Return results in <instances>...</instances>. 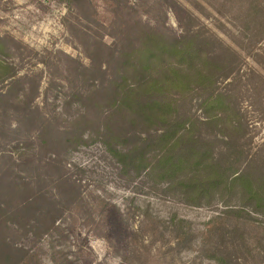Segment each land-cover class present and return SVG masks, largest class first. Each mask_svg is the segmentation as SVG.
<instances>
[{"label": "rangeland", "instance_id": "1", "mask_svg": "<svg viewBox=\"0 0 264 264\" xmlns=\"http://www.w3.org/2000/svg\"><path fill=\"white\" fill-rule=\"evenodd\" d=\"M69 1L0 0V60L14 73L0 90L18 79L17 97L32 91L28 120L17 97L0 106V264H225L217 256L226 255L264 264V213L241 206L239 196L214 192L208 203H188L144 173L121 172L98 142L54 154L41 147L35 121L56 115L62 127L79 112L72 94L104 76L93 67L105 62L97 55L103 45L138 42L148 27L170 36L200 28L242 45L236 10L217 14L212 6L222 0ZM242 47L231 79L219 85L234 79L248 161L264 142V78L250 72L264 75V49ZM247 80L256 93L243 90ZM258 155L250 164L256 177L264 170ZM28 193L36 201L21 208L17 198ZM233 227L236 240L227 232Z\"/></svg>", "mask_w": 264, "mask_h": 264}, {"label": "trees", "instance_id": "2", "mask_svg": "<svg viewBox=\"0 0 264 264\" xmlns=\"http://www.w3.org/2000/svg\"><path fill=\"white\" fill-rule=\"evenodd\" d=\"M80 1L70 0L69 6ZM226 5V10H236L240 23L237 35L247 51L264 49V0H222L212 7L220 15ZM183 30L170 36L148 27L138 42L103 45L106 51L99 50L97 55H104L105 62L93 63V67L104 76L72 94L70 101L80 102L79 112L66 118L62 127L57 125L56 115L35 120L41 147L57 154L98 142L118 162L121 172L132 171L133 177L144 173L165 184L168 191L183 195L188 203L198 205L200 199L208 203L214 192L228 193L239 196L241 206L264 213V170L258 169L261 176L256 177L250 165L264 152V142L247 161L249 153L242 148L247 132L237 108L234 79L219 85V79H231L237 67V49L244 48L234 38L227 36V43L215 32ZM255 61L260 64L261 59ZM9 71L10 66L0 60V82L13 76ZM250 72L264 78L254 69ZM17 81L5 94L0 90V106L17 97ZM245 82L243 90L248 94L260 88ZM31 94L28 91L16 98L24 105L21 116L27 120ZM1 108L0 118L6 112ZM24 190L30 191L22 187L21 193ZM54 195L53 203L57 204L59 199ZM17 199L21 208L30 207L36 194ZM238 230L233 227L227 232L235 239ZM217 259L236 264L235 256Z\"/></svg>", "mask_w": 264, "mask_h": 264}]
</instances>
